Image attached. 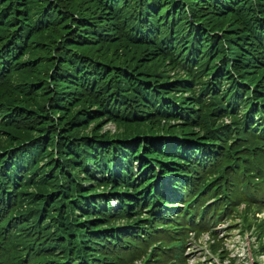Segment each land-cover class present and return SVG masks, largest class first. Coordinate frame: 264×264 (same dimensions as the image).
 Here are the masks:
<instances>
[{
    "label": "trees",
    "instance_id": "16d2710c",
    "mask_svg": "<svg viewBox=\"0 0 264 264\" xmlns=\"http://www.w3.org/2000/svg\"><path fill=\"white\" fill-rule=\"evenodd\" d=\"M155 171L179 183L176 202L155 195ZM0 184L8 204L5 185L22 184L1 244L23 264L123 250L147 264L150 247L185 264L188 233L213 236L240 205L264 235L249 218L264 209V0H0Z\"/></svg>",
    "mask_w": 264,
    "mask_h": 264
},
{
    "label": "rangeland",
    "instance_id": "374dc122",
    "mask_svg": "<svg viewBox=\"0 0 264 264\" xmlns=\"http://www.w3.org/2000/svg\"><path fill=\"white\" fill-rule=\"evenodd\" d=\"M168 69V68H167ZM172 78L181 76L184 74L177 69L173 70L169 74ZM237 77H233V81L228 79V83L235 90L237 89ZM198 89H195L192 94H196ZM237 91V90H236ZM240 91V90H239ZM228 94L227 104L231 107L239 104L240 97L239 95L234 94L233 91L225 87V92ZM187 95L191 96L190 92ZM250 102V98L247 95V100ZM251 104H257L256 101H253ZM230 121H234V119L224 118L221 123L228 124ZM165 125V124H164ZM163 125V126H164ZM162 125L156 127V133L154 136L157 138H171L168 135H159L161 132ZM161 127V128H160ZM94 129V124L89 128L85 129L86 135H91ZM101 133H107L110 136H114L116 138H120L121 136H127L130 139L137 138V136L148 137L150 133L147 131V126H140L134 128H124L118 126L114 123L106 122L101 127ZM118 136H115V135ZM179 133L176 134V137L183 144L188 142V140L182 139ZM173 139V138H171ZM154 163V160L152 159ZM132 167L135 171V176H139L140 167L138 168L137 163H133ZM156 172L152 175V183H153V191L157 197L163 198L167 201L176 202L180 195L179 192H173L175 189H179V183L176 188H172L169 185L167 180H163L161 176V172L156 175ZM56 175V174H54ZM58 179V178H57ZM8 190H10L9 196H11V202L7 203V194H3V198L0 197V264H23L22 257L20 255L21 251L19 246L16 243L12 245L1 244L2 236L5 233V228L3 226L6 225V220L16 211L15 197L13 194L22 187V184H18L14 186L12 184L5 185ZM1 187V184H0ZM3 193V191L1 192ZM111 206L115 208L117 206V200H111ZM245 207L244 205H240L234 215L228 219H224L220 221L215 227L211 230H214L213 236H207L203 234L200 236V233H188V235H196L190 236L187 239V245L185 249H183V255L185 264H264V252L260 250L261 246H264V235H258L255 230V226L252 225L250 228H247L243 223V213ZM181 214V212L177 213ZM251 223H259L264 219V209L261 211H256L255 213H251L249 215ZM188 220V219H187ZM217 230V231H216ZM112 247H110V250ZM102 249L100 248L97 252V255H100ZM110 252L108 250H105ZM149 255L151 257L147 261V264H157L153 262V260L158 257L157 253L161 251L160 248H152L148 249ZM111 253V252H110ZM122 260H116V264H129V257L127 253L121 251ZM135 264H139L138 262Z\"/></svg>",
    "mask_w": 264,
    "mask_h": 264
}]
</instances>
